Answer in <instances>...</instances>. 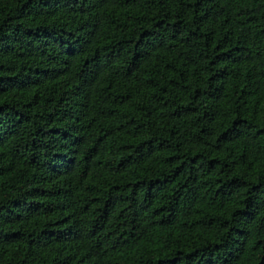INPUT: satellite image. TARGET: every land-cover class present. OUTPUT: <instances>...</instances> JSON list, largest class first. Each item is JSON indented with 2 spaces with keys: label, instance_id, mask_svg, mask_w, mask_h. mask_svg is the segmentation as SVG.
Wrapping results in <instances>:
<instances>
[{
  "label": "trees",
  "instance_id": "1",
  "mask_svg": "<svg viewBox=\"0 0 264 264\" xmlns=\"http://www.w3.org/2000/svg\"><path fill=\"white\" fill-rule=\"evenodd\" d=\"M0 264H264V0H0Z\"/></svg>",
  "mask_w": 264,
  "mask_h": 264
}]
</instances>
